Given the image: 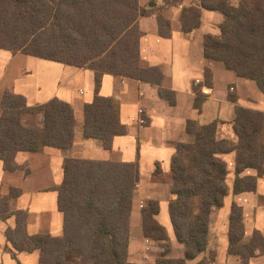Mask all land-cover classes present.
Segmentation results:
<instances>
[{
    "label": "trees",
    "instance_id": "trees-1",
    "mask_svg": "<svg viewBox=\"0 0 264 264\" xmlns=\"http://www.w3.org/2000/svg\"><path fill=\"white\" fill-rule=\"evenodd\" d=\"M163 7L181 5L183 0H162ZM199 6L184 7L181 26L191 33L201 26L203 10L222 14L219 35H206L204 57L218 61L238 76L255 82L264 94V0H198ZM157 14L159 35L171 36V24L158 11L147 10L140 0H0V50L92 70L95 92L84 108L83 135L112 149L113 140L128 133L121 123L120 107L113 98L100 95L104 75H113L157 87L161 98L176 104L174 91L163 87L159 67L143 62L139 20ZM213 87L212 72L205 70L204 84L193 86L194 108L201 112L207 99L203 88ZM234 131L237 142L216 138L218 123L186 124L192 143H179L164 177L173 196L169 216L184 258L171 259L166 229L156 221L159 203L150 201L142 211L145 238L163 249L153 264H188L207 252L212 214L229 193L227 164L222 155H236L234 193L255 192L264 175V112L241 107L237 97ZM0 161L5 170L28 166L16 162L19 152L40 153L46 148L67 150L73 146L76 119L71 104L57 98L29 106L24 96L5 91L0 102ZM248 169L257 176L242 177ZM159 173V172H158ZM140 181L137 163H118L67 158L64 180L56 188L58 209L63 216L62 235L28 233L27 210L17 208L21 190L10 188L0 197V220L15 218L6 231L15 252H39L38 264H137L129 260L133 197ZM230 255L240 264L264 253V237L255 231L245 238L242 208L234 202L229 225ZM215 253L197 264H212Z\"/></svg>",
    "mask_w": 264,
    "mask_h": 264
},
{
    "label": "crops",
    "instance_id": "crops-1",
    "mask_svg": "<svg viewBox=\"0 0 264 264\" xmlns=\"http://www.w3.org/2000/svg\"><path fill=\"white\" fill-rule=\"evenodd\" d=\"M140 5L147 10L161 9L171 24V36L164 38L159 35L156 13L141 18L140 54L145 64L162 70L163 87L175 92L176 104L170 105L159 96L157 87L148 83L104 75L100 95L118 102L121 123L128 130L127 135L116 137L112 149L107 151L100 141L85 139L83 135L84 108L92 102L95 92V73L92 70L0 50V102L5 91L24 96L29 106L57 98L72 105L76 119L75 138L70 149L46 148L40 153L19 152L16 155L18 165L30 168L29 175H25L22 169L7 171L0 161V197L7 196L10 188L20 189L22 193L17 200V208L29 213L28 233L48 232L59 237L62 235L63 216L58 209L56 188L64 180L67 158L137 163L140 181L133 197L129 260L137 264H153L161 249L156 242L145 238L142 227V211L150 201L159 203V214L155 218L170 238L168 257L184 258V247L175 238L169 216L173 196L164 177L171 172L176 145L194 141V136L187 132V121L195 120L201 126L217 122L216 138L236 143L233 127L235 104L230 101V94L237 97L239 106L261 112H264V94L255 82L238 76L221 62L204 57V38L220 34L221 13L203 10L201 26L191 33H184L182 9L199 6L198 0H183L181 5L167 7H163L162 0H140ZM206 69L212 72L213 87L203 88L207 99L202 111L198 112L194 108L193 86L204 84ZM1 114L0 107V118ZM142 115L145 124L141 122ZM222 158L227 164L229 193L223 206L213 211L207 252L188 264H197L208 258L210 251L216 256L212 264L241 263L239 256L228 253L234 202L243 210L245 238L250 239L255 231L264 237V175L258 177L255 192L235 194L236 155L232 152L222 155ZM257 175L256 170L248 169L241 176ZM15 223L14 217L0 220V264H38V251L15 252L7 241L6 231L14 228ZM250 264H264V253L251 259Z\"/></svg>",
    "mask_w": 264,
    "mask_h": 264
},
{
    "label": "built area",
    "instance_id": "built-area-1",
    "mask_svg": "<svg viewBox=\"0 0 264 264\" xmlns=\"http://www.w3.org/2000/svg\"><path fill=\"white\" fill-rule=\"evenodd\" d=\"M141 117H142V118H141V122H142L143 124H145V123H146V120H145L144 116L142 115Z\"/></svg>",
    "mask_w": 264,
    "mask_h": 264
},
{
    "label": "rangeland",
    "instance_id": "rangeland-1",
    "mask_svg": "<svg viewBox=\"0 0 264 264\" xmlns=\"http://www.w3.org/2000/svg\"><path fill=\"white\" fill-rule=\"evenodd\" d=\"M234 1V3H236L237 2V0H233ZM157 245H158V243H157ZM159 246V245H158ZM161 249V248H160ZM161 251H163V249H161ZM160 254V253H159Z\"/></svg>",
    "mask_w": 264,
    "mask_h": 264
}]
</instances>
